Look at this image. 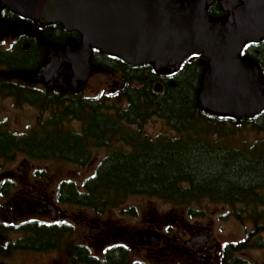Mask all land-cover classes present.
<instances>
[{
	"label": "trees",
	"instance_id": "1",
	"mask_svg": "<svg viewBox=\"0 0 264 264\" xmlns=\"http://www.w3.org/2000/svg\"><path fill=\"white\" fill-rule=\"evenodd\" d=\"M207 9L233 21L224 0H208ZM0 18L8 23L26 20L33 28L10 48L0 43V94L13 97L16 106L39 110L38 127L30 133L0 132V151L6 156L17 151L32 160L86 164L94 147L103 148L107 153L95 174L86 177L83 190L73 183L61 185V199L102 214L132 196L145 195L183 207L189 216L200 215L201 204L211 201L226 206L240 222L251 218L255 226L250 236L264 232V109L236 115L204 107L199 94L208 59L202 54L157 69L153 62L131 64L93 47L92 68L118 78L114 96L86 95L84 81L77 88H41L26 79L43 68L42 41H82V33L67 30L60 21L30 19L1 1ZM240 55L257 63L264 89V38L247 41ZM63 73H71L69 63H63ZM158 82L163 85L159 92L154 87ZM155 118L168 130L148 132L145 126ZM72 120L84 123L82 132L66 126ZM128 214L135 215V208ZM237 247L230 245L234 251Z\"/></svg>",
	"mask_w": 264,
	"mask_h": 264
},
{
	"label": "water",
	"instance_id": "2",
	"mask_svg": "<svg viewBox=\"0 0 264 264\" xmlns=\"http://www.w3.org/2000/svg\"><path fill=\"white\" fill-rule=\"evenodd\" d=\"M0 1L30 19L60 21L67 30L82 33V41L69 39L50 46L58 59L49 71L38 72L45 81L58 77L66 62L76 88L90 76L93 47L131 64L153 62L157 69L199 53L208 59L199 94L204 107L236 115L264 109L261 70L240 55L247 41L264 38V0H240L233 7V21L210 14L208 0ZM154 87L158 92L163 89L161 82Z\"/></svg>",
	"mask_w": 264,
	"mask_h": 264
},
{
	"label": "flooded vegetation",
	"instance_id": "3",
	"mask_svg": "<svg viewBox=\"0 0 264 264\" xmlns=\"http://www.w3.org/2000/svg\"><path fill=\"white\" fill-rule=\"evenodd\" d=\"M10 45L4 48H10ZM38 72L32 76H40ZM66 126H72L74 132H82L84 123L72 120ZM37 127L36 119L35 126L27 133H18L7 124L0 123V132L10 131L23 136ZM100 149L103 148L92 149L91 160L86 164L65 163L77 165V173L80 174L78 169H85L81 167L90 164ZM5 154V151H0V264H264V260L257 263L251 258L253 250L264 249V232L250 236L255 226L251 218L238 221L244 225L247 221L253 223L252 229L245 226L246 236L238 242L219 240L208 225L202 224L203 211L196 216L181 215L194 219V225L161 227L156 222L150 230L124 232L120 236L112 234L104 238V232L111 230L112 225L94 221L92 231H81L86 220L82 215L69 212L68 206L77 207L80 212L92 209L64 201L60 191L61 185L69 186L70 183L83 190L86 177H58L57 172L53 176L55 168L24 169L17 166L18 159L45 160H32L24 153L17 154V151L10 152L8 156ZM77 157L81 159L79 154ZM97 165L87 177L95 174ZM110 208L102 214L92 211L100 217ZM230 245L239 247L234 251ZM137 247L141 252L136 253Z\"/></svg>",
	"mask_w": 264,
	"mask_h": 264
},
{
	"label": "rangeland",
	"instance_id": "4",
	"mask_svg": "<svg viewBox=\"0 0 264 264\" xmlns=\"http://www.w3.org/2000/svg\"><path fill=\"white\" fill-rule=\"evenodd\" d=\"M239 2L241 1L224 0L226 6L231 8L232 10L233 7L239 4ZM0 20L2 22V25L0 27V43L4 44L3 46H8L9 43L18 38L22 33H30V29H32L33 33L32 26L26 20L17 23H8L3 21L1 18ZM2 28L5 29L2 30ZM50 46L51 45H48L46 42L42 41L41 43V49L44 52L45 60L44 65L42 66L43 68H41V70L39 71H49L52 65L58 59V57L50 51ZM58 71L59 76L53 78L50 81H45L42 75L38 76L36 74H34L33 76L32 74H28V77L30 78H27L26 80L33 81L40 87H45L46 85L55 87H61L66 84L72 85V68L69 76L66 75L67 77L63 73V64ZM80 82L81 81H79V83ZM117 82L118 78L114 75L103 70L92 68L89 78L87 80H84V82L82 83V87L86 95L114 96L116 94L115 89L117 88ZM38 114L39 110L37 108L27 104L16 107L13 98L3 97L0 95V123L7 124L10 128L16 130L18 133H27L30 128L34 127ZM167 128L168 127L165 122L157 118L151 120L145 126V129L151 134H157L161 131H166L168 130ZM106 151V149L97 150L95 152V159L87 166L81 167L85 169H78V172H80V174L84 173V175H80L77 173V165L60 161H26L21 158L17 160V166L23 167L24 169L44 167L49 169L55 168V171H52L53 176H56L57 172L58 177L68 176L76 179L80 177L84 178L91 173L92 168H95L99 159L106 154ZM131 207L135 208L136 215H130L126 213ZM68 209L69 212H75L79 216L82 215L84 221L86 220V226L81 231H92L93 228H95V226L93 225L95 222H100L101 224L103 222L110 223L112 225L111 230L104 232V238H108L110 237L109 235L112 234H117L118 236H120V234L123 235L124 232L136 233L138 231H144L148 229L150 230V228H153L155 226L156 222L161 227H167L168 225H174L176 227L180 224L194 225L196 223L194 219L190 220L187 218V216H181L182 214L186 215L185 208L174 206L169 202H165L158 198L148 197L145 195L132 196L125 203H121L118 206H114L108 209L106 213L100 217L92 210L85 209V211H81L84 213H81L77 207L68 206ZM200 209H202L204 217L202 224L205 226L208 225L217 235L219 240H223L225 242H238L246 236L245 226H248L249 229H252L253 227V223L251 221H247L245 225L238 222L236 218L228 214L229 209L221 203L205 201L201 204ZM227 214L229 216H226ZM88 221H93V223H90ZM199 223H201V221ZM139 252L141 251H139L137 247L136 253ZM251 258L257 263L263 261L264 249L253 250L251 252ZM25 259H27V257H25ZM23 261L28 262L27 260Z\"/></svg>",
	"mask_w": 264,
	"mask_h": 264
}]
</instances>
